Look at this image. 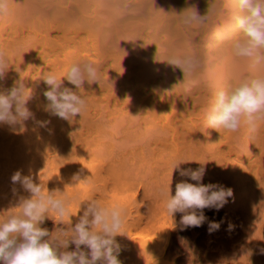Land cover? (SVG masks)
<instances>
[{
  "label": "trees",
  "instance_id": "trees-1",
  "mask_svg": "<svg viewBox=\"0 0 264 264\" xmlns=\"http://www.w3.org/2000/svg\"><path fill=\"white\" fill-rule=\"evenodd\" d=\"M193 6L205 23H183ZM9 8L0 19L8 65L0 92L23 83L32 115L22 125L0 123V220L31 197L11 181L20 171L45 192L63 193L68 216L61 223L50 212L40 225L57 243L71 232L55 230L74 227L95 199L124 209L114 237L121 264H264V120L250 134L206 119L217 90L264 76V66L233 53L242 38L236 0H9ZM172 57L198 66L183 73ZM83 63L98 79L76 89L64 77ZM47 72L86 100L81 115L66 121L47 110ZM201 168V184L233 196L219 210L203 209L200 227H185L182 213L166 211L168 185L174 196L177 183H197L180 170ZM209 222L219 229L210 232Z\"/></svg>",
  "mask_w": 264,
  "mask_h": 264
},
{
  "label": "clouds",
  "instance_id": "clouds-1",
  "mask_svg": "<svg viewBox=\"0 0 264 264\" xmlns=\"http://www.w3.org/2000/svg\"><path fill=\"white\" fill-rule=\"evenodd\" d=\"M240 15L235 18L236 27L242 38L232 42L236 57L248 59L253 66H264V0H236ZM192 14L185 17L183 23L203 24L206 16L201 17L192 7ZM10 14L9 0H0V19ZM168 63L185 72L193 71L198 62L194 57H172ZM8 70L7 59L0 53V79ZM66 80L81 89L85 81L97 82L98 70L92 64H73L67 71ZM49 90L43 93L47 100V110L63 120L71 121L81 115L87 107L86 100L68 87H63L61 78L52 72L44 74L42 79ZM26 88L17 83L6 94L0 92V123L10 126L22 125L32 115L26 107ZM206 119L213 129L237 132L242 125L249 133L258 130V122L264 120V76L244 79L228 89L221 88L215 94L214 103L208 110ZM175 164L172 168H178ZM203 168L196 171L180 170L182 176H190L196 184L180 182L175 186V195L170 196L168 185L165 200L166 211L172 216L182 213L181 223L185 227H200L206 220L203 209L219 210L233 196L231 188L220 185L200 183ZM11 181L20 183L31 194L22 198L20 212L0 220V261L3 264H121L118 260L120 245L115 241L124 224V209L120 206H102L91 200L79 221L67 231L56 229L61 235L71 236L57 243L50 238L49 231L40 227L48 213H54L61 223L68 216V204L63 193L57 190L45 192L41 184L33 183L31 177H22L15 172ZM80 182H87L86 180ZM48 216V215H47ZM69 216V220H70ZM220 225L209 222V231L218 230ZM47 238V239H46ZM69 242L75 245L74 251H66ZM84 246L89 251L81 249Z\"/></svg>",
  "mask_w": 264,
  "mask_h": 264
},
{
  "label": "water",
  "instance_id": "water-1",
  "mask_svg": "<svg viewBox=\"0 0 264 264\" xmlns=\"http://www.w3.org/2000/svg\"><path fill=\"white\" fill-rule=\"evenodd\" d=\"M0 264H3V262H2V261H0Z\"/></svg>",
  "mask_w": 264,
  "mask_h": 264
}]
</instances>
